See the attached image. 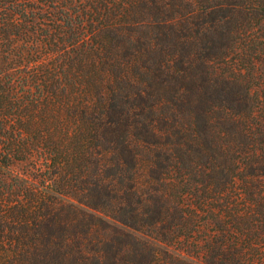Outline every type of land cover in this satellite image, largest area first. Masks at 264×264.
Here are the masks:
<instances>
[{"label": "trees", "instance_id": "trees-1", "mask_svg": "<svg viewBox=\"0 0 264 264\" xmlns=\"http://www.w3.org/2000/svg\"><path fill=\"white\" fill-rule=\"evenodd\" d=\"M0 264H264V0H0Z\"/></svg>", "mask_w": 264, "mask_h": 264}, {"label": "rangeland", "instance_id": "rangeland-1", "mask_svg": "<svg viewBox=\"0 0 264 264\" xmlns=\"http://www.w3.org/2000/svg\"><path fill=\"white\" fill-rule=\"evenodd\" d=\"M139 173H140V176H141V178H142L143 175H144V168H142L141 166H140V168H139ZM134 234H135L136 236L142 238V239H145V240L149 241L150 243H153V241H152L151 239H149V238L143 236V235L140 234V233L134 232Z\"/></svg>", "mask_w": 264, "mask_h": 264}]
</instances>
